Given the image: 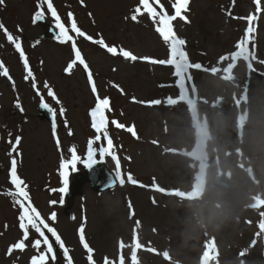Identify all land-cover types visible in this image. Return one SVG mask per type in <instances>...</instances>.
Masks as SVG:
<instances>
[{
	"label": "rangeland",
	"instance_id": "1",
	"mask_svg": "<svg viewBox=\"0 0 264 264\" xmlns=\"http://www.w3.org/2000/svg\"><path fill=\"white\" fill-rule=\"evenodd\" d=\"M39 3H0V24L21 43L36 84L33 88V78L25 79L19 52L0 30V63L8 72L0 75V264H31L44 251L43 244L39 251L33 248L40 237L30 228L26 247L9 254L23 235L19 205L7 194L15 191L8 177L13 158L30 202L60 235L73 264H88L81 228L94 264H264V12L256 13L253 0H190L183 12L188 22H172L189 57L185 76L196 105L187 109L174 69L139 59L168 58L147 13L131 19L139 0H52L99 97L109 98L111 107L106 115L113 149L99 157L106 142L93 147L95 160L108 168L116 185L95 193L84 181L81 194L68 206L65 196L60 202V163L71 158L69 149H76L81 163L77 171L68 170L69 184L75 186L74 174L85 170L88 141L96 135L89 116L96 98L82 65L77 62L71 72L65 71L75 59L72 41L40 39L54 21L44 5V24L33 23ZM174 3L159 0L169 15ZM153 6L159 11V5ZM69 13L93 40L103 39L138 59L126 61L76 37ZM249 15L258 17L254 32L246 46L236 48ZM229 63L231 68L223 70ZM251 71L261 78L247 87ZM49 88L56 99L48 96ZM42 98L56 113L59 148L49 123L38 119ZM112 120L134 134L116 128ZM17 136L21 141L13 152ZM202 170L203 185L197 191ZM215 176L226 189L214 185ZM53 212L55 221L49 219ZM45 234L56 255L55 261L49 255L47 264H66L46 229Z\"/></svg>",
	"mask_w": 264,
	"mask_h": 264
},
{
	"label": "snow or ice",
	"instance_id": "2",
	"mask_svg": "<svg viewBox=\"0 0 264 264\" xmlns=\"http://www.w3.org/2000/svg\"><path fill=\"white\" fill-rule=\"evenodd\" d=\"M0 3H3V0H0ZM190 0H175V3L172 5L174 9V14L169 15L167 11L164 9L163 5L159 4V0H139V6L135 9L134 14L131 19L133 21H137V17L147 13L149 18L156 23L155 31L161 37L163 43L167 46L168 58L166 60H157L151 58H139L143 59L145 62L151 63L153 65H161V66H171L174 69L175 74H179L183 65L186 61H188L189 57L187 52L185 51L186 41L182 38H179L173 29L172 22L177 18L187 21L186 16L183 15V12L187 11ZM255 4L256 13L264 12V6H262L261 0H253ZM159 5V11L153 5ZM47 6V12L51 15L52 20L54 21L53 28L58 30L56 34V39L60 43H66L67 41H72V52L74 53L75 59L68 64L65 69L66 72H71L72 68L77 64V62L83 66L84 71L87 73L88 84L91 86V91L95 99V106L89 111V116L91 118V127L96 133L94 139H90L88 141L87 147V155L83 159V167L86 169H92L94 165L97 163L95 160V156L97 154V149L93 147V145L103 139L106 142V147L101 146L99 148V157L105 154V150L110 154L113 149V141L108 133V125L109 120L106 115L107 112L111 111L110 100L109 98L101 99L98 95L97 88L90 72L88 65L85 63L84 59L81 56L80 50L76 46L75 39L70 36L69 29L65 27V24L62 22L57 10L55 9L52 0H40V3L37 5V11L33 16V23L35 24L38 21H43L45 19L43 6ZM143 10V11H142ZM230 15V13H229ZM68 19L71 21V31L75 33L76 37H83L85 40H91L92 43L98 44L101 48L106 49V51L113 56L120 55L126 61H136L138 59L137 56L133 55L131 52L127 50L120 49L119 51L115 47H109L103 39L93 40L92 37L86 35L83 31H81L72 16V13L68 14ZM258 19L257 15H249L246 17L248 27L245 31L244 38L237 42L235 45L236 48H241L246 46L249 43L251 34L254 32L253 22ZM0 30H3L5 37L8 42L13 44L16 51L20 54V59L23 63L24 70L26 72L25 79L33 78L32 87L35 88L36 84L34 82L33 72L30 68L28 60L25 56V53L22 50L21 43L18 39L13 36L9 31L4 27L3 24H0ZM38 42V41H37ZM0 75L7 76V69L4 68L3 64L0 63ZM45 88H48L47 83L44 85ZM122 91V90H121ZM39 94V93H38ZM48 96L56 99L55 93L49 88ZM133 102L135 98H133ZM57 103L59 101L57 100ZM17 107H20L19 103H17ZM40 108L47 109L49 113L52 114V135L53 138L56 139L57 147H60L59 139L56 137V113L52 108L48 106L41 99ZM64 109H60V115L63 116ZM111 124L114 125L118 129H124L126 131L133 132L134 129H130L129 127L125 128L124 125L119 124L117 121L112 120ZM71 134V133H69ZM21 137L17 136L15 139V144L12 146V151L16 152L18 145L20 144ZM71 158L68 160H62L60 163V172L59 175L61 177L62 187L59 191L62 193L60 202L64 201V194L67 193L69 187V168H71L72 172L77 171L78 164L81 163V157L77 155V151L75 148L69 149ZM12 153L10 152L9 155ZM17 155L19 153L17 152ZM102 162V161H101ZM131 174H129L130 176ZM9 183L14 187L15 191L7 193L14 197L15 204L19 205V228L22 232V238L12 245L9 248V254L13 251V249L23 250L26 245L25 241L29 239V229L35 230V232L39 235L40 239H36L33 242V248L39 251L41 244L44 245V251L41 252L38 256H34L32 258L31 264H47L48 256L51 255L53 261L56 259L55 251L53 248V244L50 242V238L45 234V229L48 233L51 234V238L55 240V243L59 246V248L63 251L64 259L66 264H73L71 257L69 256L68 249L65 247L64 241L61 239L60 235L57 233L55 228L50 227L41 216L40 212L32 205L29 199V193L27 191V185L25 182L18 176L17 174V161L15 158L11 160V167L8 172ZM50 203L55 204L56 201H51ZM129 207L131 209V204L129 203ZM50 220H56V213H52L49 217ZM79 240L80 244L88 253V264H94L92 252L93 250L90 248L88 243L85 240L83 228L79 230Z\"/></svg>",
	"mask_w": 264,
	"mask_h": 264
},
{
	"label": "water",
	"instance_id": "3",
	"mask_svg": "<svg viewBox=\"0 0 264 264\" xmlns=\"http://www.w3.org/2000/svg\"><path fill=\"white\" fill-rule=\"evenodd\" d=\"M251 79H257L258 75H252L250 77ZM41 110V115L44 117L48 118V114L46 112V109H42ZM86 181L89 182L91 184V187L94 191H103L106 190L112 186H114V180L111 177V175L107 172V170L101 166V165H94V167L92 169H87L85 173L77 175L76 176V185L69 188L66 195H67V200H68V205L70 206L73 200V197L76 194H80L81 193V186L82 183ZM216 184L218 186H224L225 184L221 183L219 181V178L216 177Z\"/></svg>",
	"mask_w": 264,
	"mask_h": 264
}]
</instances>
